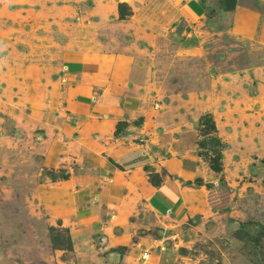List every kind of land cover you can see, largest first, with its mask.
<instances>
[{
  "label": "rangeland",
  "instance_id": "1",
  "mask_svg": "<svg viewBox=\"0 0 264 264\" xmlns=\"http://www.w3.org/2000/svg\"><path fill=\"white\" fill-rule=\"evenodd\" d=\"M0 264H264V0H0Z\"/></svg>",
  "mask_w": 264,
  "mask_h": 264
},
{
  "label": "crops",
  "instance_id": "2",
  "mask_svg": "<svg viewBox=\"0 0 264 264\" xmlns=\"http://www.w3.org/2000/svg\"><path fill=\"white\" fill-rule=\"evenodd\" d=\"M107 107V109H106ZM111 105L105 103L102 106V109L105 108L106 113H103L106 117L110 113L109 108ZM112 118H106L105 125L108 127ZM110 127V126H109ZM129 153V154H128ZM130 156L128 157L127 156ZM132 155V151L123 152L119 156V161L121 159L125 162L124 164H128L129 166L132 162H134V157ZM127 158V159H126ZM183 158V164H181ZM185 156H182L179 160V171L175 172L173 178L170 177L169 181H166L165 177L166 171L161 169L162 176L161 181L156 185L155 191L161 201L168 206L170 210L173 212H178L177 215H181L182 212L185 214L187 211H191L196 207V204H201V206L207 205L213 210L220 211L222 209L227 208L230 203V194L226 189V184H222L220 182H214L213 185L207 184L206 179L203 178L199 172L198 167L199 164H196V170L194 175L191 178V182L188 185L180 186L179 182L185 181V178L188 176L191 168H192V159L184 161ZM142 160V159H141ZM139 162V159L138 161ZM198 165V167H197ZM181 178L180 180H177ZM184 187H187L186 189Z\"/></svg>",
  "mask_w": 264,
  "mask_h": 264
},
{
  "label": "trees",
  "instance_id": "3",
  "mask_svg": "<svg viewBox=\"0 0 264 264\" xmlns=\"http://www.w3.org/2000/svg\"><path fill=\"white\" fill-rule=\"evenodd\" d=\"M120 6H121V5H119V13H120V17H121L122 19H124L125 16H124V14H123V12H122V9H120Z\"/></svg>",
  "mask_w": 264,
  "mask_h": 264
}]
</instances>
